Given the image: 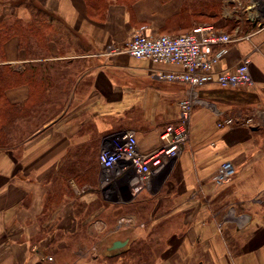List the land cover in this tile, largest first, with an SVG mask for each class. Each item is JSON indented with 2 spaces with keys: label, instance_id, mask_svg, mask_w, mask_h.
I'll use <instances>...</instances> for the list:
<instances>
[{
  "label": "crops",
  "instance_id": "1",
  "mask_svg": "<svg viewBox=\"0 0 264 264\" xmlns=\"http://www.w3.org/2000/svg\"><path fill=\"white\" fill-rule=\"evenodd\" d=\"M37 2L49 13L42 53L28 54L11 36L0 62L24 80L3 89L2 101L23 114L13 119L16 126L0 146V264L67 263L56 255L68 247V234L104 223L91 220L104 205L90 213L87 206L112 202L100 185L104 138L131 129L140 150L148 152L163 127L178 118L187 85L155 77L178 66L102 53L128 41L139 25L151 34H174L200 23L238 36L215 71L233 70L247 56L253 86L244 89V98H234L233 91L222 95L239 88L212 82L196 90L202 102L191 112L189 138L164 178V197L173 204L162 214L178 216L180 225L168 236L174 250L161 264H191L197 247L203 264H264V120L217 125L233 115L234 105H246L249 112L264 107V26L249 22L228 0H109L102 16L89 14L85 0ZM226 160L236 173L228 184L215 185ZM79 216L86 217L85 227ZM45 247L54 249L57 260L42 257L39 248Z\"/></svg>",
  "mask_w": 264,
  "mask_h": 264
},
{
  "label": "built area",
  "instance_id": "2",
  "mask_svg": "<svg viewBox=\"0 0 264 264\" xmlns=\"http://www.w3.org/2000/svg\"><path fill=\"white\" fill-rule=\"evenodd\" d=\"M228 1L236 2L246 13L249 22L260 28L264 26V0H248L246 5H242L239 0ZM147 30L146 25L141 26L124 44L111 45L102 54L125 53L154 63L176 65L178 70L158 71L155 77L161 81L183 83L188 88L178 102L177 120L165 125L159 134V148L141 152L136 143L135 132L131 129L118 130L104 138V147H101L98 161L101 166L100 185L108 197L112 196L109 195L111 178L120 171H130L129 166L132 165L137 167V172L132 171V174H136L138 178L132 185L133 191H138L143 185L150 189L155 186V181L164 180L166 167L180 155L189 138L191 112L193 107L202 102L196 91L198 88L211 82L222 89L249 88L253 85L249 70L250 58L247 56L233 70L215 71V65L224 56L227 46L238 40V36L224 32L214 24L198 25L181 34H151ZM254 118L264 120L263 106L245 115L223 117L217 125L230 126L240 122L249 126L254 123ZM127 160L129 162L125 163ZM235 173L233 163L223 161L214 177L215 185L228 184ZM45 259L52 260V256L47 255Z\"/></svg>",
  "mask_w": 264,
  "mask_h": 264
},
{
  "label": "rangeland",
  "instance_id": "3",
  "mask_svg": "<svg viewBox=\"0 0 264 264\" xmlns=\"http://www.w3.org/2000/svg\"><path fill=\"white\" fill-rule=\"evenodd\" d=\"M7 11L8 13H6ZM5 13L8 14V16L6 17L10 22L12 21L14 16L20 18L22 17V20L26 22L28 21V19H24V15H29L28 10H25L22 7L9 8L5 10ZM203 24L212 23L196 24L193 25L189 30H191L193 27ZM141 26L143 25H139L138 27H136L135 30H133V32L131 33V36L134 32L138 31ZM24 31L25 33H27L28 27H26V30ZM222 31L229 33L228 29ZM181 33L184 32L174 34ZM30 40L31 39H29V42L26 45L27 47L30 46L29 48L32 51L31 53H33L34 51H36L35 49H37L36 53L41 54V45L43 42L38 41L37 45H35V40L33 39V41L31 42ZM118 54L122 53H110L108 54V56ZM131 57L137 60L139 59L133 56ZM216 66L217 64L215 65V67ZM27 74L32 75L30 72H28ZM244 89L248 88L240 87L238 90H221V94H231L232 92L230 91L242 92L245 91ZM262 97L264 98V94L262 95ZM262 97L260 99H262ZM29 99H34L32 84ZM261 103L264 104V101ZM249 110L250 109H248L246 105H234L233 115H245V113H249ZM15 126V123L12 122L4 132H2L0 129V133L2 132L5 134L6 132L5 135H11L10 133L7 134V132H9ZM4 139V141L7 140V138L5 137ZM160 142L161 141L159 139L158 144L151 148V150L159 148ZM136 143L139 147L138 140ZM140 151L144 152L142 150ZM128 162L129 160H127L125 163ZM170 166L171 165L167 166V169L165 168L167 172ZM129 167L130 171H120L119 174L114 175L111 178V193L109 195H112L110 197H114L110 199L112 200V202H102V204L100 202L99 204L96 201L94 203H90L87 206L90 213L94 209H98L102 207V205H104L103 213L98 217L96 215L91 218V220L100 218V220H103L104 223L94 221V224H96L97 222L98 224H96V226H94L92 230L88 232L83 230L75 233H69V236L66 239V241L69 243L68 247L60 249L57 252L58 254L56 256H58V258H61V260H67L68 264H161V262L164 261L167 255H169L170 252L174 250L171 247L169 248L166 243L169 234H171L172 232L176 233L177 230H179L180 222L178 223V216L176 215L167 217L166 214H162L163 212L167 211L166 209L172 207L173 204L170 199L168 201V199L164 197L165 193H167V189H165V180H162L160 182L158 180L155 181V186H152L150 189L143 185L138 191H133L132 185L138 178L136 174H132V171L137 172V167L136 165H132ZM206 203L208 204L209 201L207 200ZM175 205L176 204L174 202V207ZM206 206L209 207V205ZM129 214H133V217ZM261 216L262 218H264V214H262ZM85 219L86 217H78L79 223L84 224V227L87 225V223H85L84 221ZM82 221H84V223ZM62 235H64V233ZM225 238L228 241V237L226 234ZM114 239H126L127 243L119 248L110 249L112 243L111 241ZM33 250L35 249L33 248ZM39 250L41 255L43 254V258H45L47 255L52 256V260L48 261L54 262V260L56 259V257L54 259V249L45 247L41 249L39 248ZM200 251H202V249L197 247L196 250L192 253V256H190L191 264H203L202 260L200 258H197Z\"/></svg>",
  "mask_w": 264,
  "mask_h": 264
},
{
  "label": "trees",
  "instance_id": "4",
  "mask_svg": "<svg viewBox=\"0 0 264 264\" xmlns=\"http://www.w3.org/2000/svg\"><path fill=\"white\" fill-rule=\"evenodd\" d=\"M88 6L89 14L102 16L103 11L108 4L109 0H85ZM123 1V0H122ZM28 10L30 20L27 22L22 20V18L14 16L10 22L6 16H8V11L5 10L9 8H20ZM49 13L37 2V0H0V62L3 60V44L11 36H17L19 38V46L23 47L28 54L32 51L26 44L35 40L36 44L38 41H42V45H45L48 40V34L50 32V25L47 22ZM28 27L27 33L26 30ZM30 27V29H29ZM32 74V73H31ZM28 77L30 84L33 82V78ZM20 79L18 72L13 70L8 65L0 66V129L2 132L6 130L10 123L17 115L21 114L22 109L15 104H6L2 101L4 98L3 89L6 86H13L23 82ZM234 98H244L245 92L233 91ZM226 95L227 94H223ZM248 98L250 95L248 93ZM251 99V98H250ZM23 114V112H22ZM0 133V146H5L6 141L4 137L7 138L4 133ZM8 133V132H7Z\"/></svg>",
  "mask_w": 264,
  "mask_h": 264
},
{
  "label": "water",
  "instance_id": "5",
  "mask_svg": "<svg viewBox=\"0 0 264 264\" xmlns=\"http://www.w3.org/2000/svg\"><path fill=\"white\" fill-rule=\"evenodd\" d=\"M127 243V240H119V239H116L114 240L112 243H111V246H110V249H116V248H119L123 245H125Z\"/></svg>",
  "mask_w": 264,
  "mask_h": 264
},
{
  "label": "bare ground",
  "instance_id": "6",
  "mask_svg": "<svg viewBox=\"0 0 264 264\" xmlns=\"http://www.w3.org/2000/svg\"><path fill=\"white\" fill-rule=\"evenodd\" d=\"M124 141H126V140H124Z\"/></svg>",
  "mask_w": 264,
  "mask_h": 264
}]
</instances>
